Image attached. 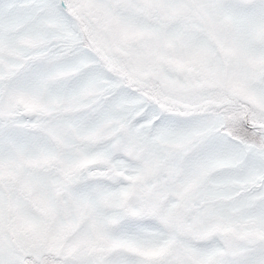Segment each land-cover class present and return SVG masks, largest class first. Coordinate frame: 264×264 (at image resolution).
<instances>
[{
    "label": "snow or ice",
    "instance_id": "snow-or-ice-1",
    "mask_svg": "<svg viewBox=\"0 0 264 264\" xmlns=\"http://www.w3.org/2000/svg\"><path fill=\"white\" fill-rule=\"evenodd\" d=\"M0 264H264V0H0Z\"/></svg>",
    "mask_w": 264,
    "mask_h": 264
}]
</instances>
